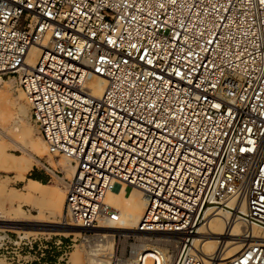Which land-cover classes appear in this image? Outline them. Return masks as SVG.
I'll return each instance as SVG.
<instances>
[{
  "label": "built area",
  "instance_id": "1",
  "mask_svg": "<svg viewBox=\"0 0 264 264\" xmlns=\"http://www.w3.org/2000/svg\"><path fill=\"white\" fill-rule=\"evenodd\" d=\"M7 77L49 152L76 166L73 226L96 236L111 189L142 191L114 264H169L141 245L158 235L177 242L173 264H264V0H0ZM222 211L246 243L205 257L200 228Z\"/></svg>",
  "mask_w": 264,
  "mask_h": 264
},
{
  "label": "bare ground",
  "instance_id": "2",
  "mask_svg": "<svg viewBox=\"0 0 264 264\" xmlns=\"http://www.w3.org/2000/svg\"><path fill=\"white\" fill-rule=\"evenodd\" d=\"M39 53L40 49L37 46H33L27 58L28 63L35 64ZM91 84L94 90V94L96 96H100L105 84L104 79L96 77L91 82ZM4 86L10 87L11 82L6 81ZM9 94V90L0 89V126L6 129L0 131V134H2L0 137V167L8 171H17V175L23 177L25 175V169L32 167V165L35 163L42 162L38 158V155L46 153L48 156H54L61 161V163L63 164L62 171L66 172L67 175H69L68 177L71 179L74 176L76 166L71 162L70 158L64 155L55 156L51 154L40 133H38L39 135H35L32 129L23 128L20 129L19 132L14 133L17 136L15 137V139L11 137L13 135L9 134V123L4 122V115L9 111L7 107L9 105ZM18 106L21 113H24L25 115L29 113V105L27 101L25 104L18 103ZM35 129L37 130L36 127ZM1 140H10L9 142L13 141L17 147L23 150L25 156H18L14 154L7 155L4 150L5 146ZM53 173L58 176V174L54 171ZM66 181L67 180L63 181L65 182L64 190L62 186L48 185L40 180L31 179L24 193L21 192V194L15 189H12L10 195L8 196H10L9 198L14 201L27 200L30 197L40 202L44 201L56 218L57 214L63 215L64 212L63 210L66 199ZM130 187L133 188V190ZM134 190H137L141 194V199H138V197L134 193ZM105 203L109 207H111L112 214L102 219L101 222L102 224L104 223L106 225H112L105 227L106 225L100 224L99 229H97V236L98 238H100L98 239V241L105 242L96 244V246H99L98 248L88 247L90 248L91 253H93L92 259L88 257L87 253H83V255L80 251L76 252L72 259L73 264H110V261L107 258L106 260L105 257L103 258L102 255L106 256V250H109V248L112 247L115 236L118 234L122 235L123 232V234L135 233V228L138 225L145 209V198L142 191L135 186H129L125 184L118 185L107 193ZM122 205H125L124 209H122ZM16 212L18 216H23L24 214L23 212H20L18 210H16ZM65 216V220L61 222L57 221L55 223L51 222L47 224L40 223L30 227L35 228V230L46 229L49 231H59L71 228H74L75 230L82 229L78 226H71L72 223L70 222V216L67 214ZM22 221L23 220H20V222H13L12 224L25 226ZM200 232L202 233V235H200L199 239L196 240V245L205 257L217 256L224 259L229 258L237 254L246 243V239L240 237V234L242 232L240 224L229 222V213L227 211H222L217 215L210 216L206 225L200 228ZM252 233L255 236H264V228L254 226L252 228ZM128 235L125 234V236ZM156 237L157 238L150 237L146 239V241L141 245L145 247L146 251H148V256L153 257L152 259H154L155 261L157 260V262L160 263L163 256L169 262V264H173L179 252L177 248V242L173 239L166 238L160 235ZM104 238L107 239L104 240ZM167 246L169 248H167Z\"/></svg>",
  "mask_w": 264,
  "mask_h": 264
},
{
  "label": "rangeland",
  "instance_id": "3",
  "mask_svg": "<svg viewBox=\"0 0 264 264\" xmlns=\"http://www.w3.org/2000/svg\"><path fill=\"white\" fill-rule=\"evenodd\" d=\"M6 81L11 82L10 87L4 86ZM0 89L10 91L9 105L7 104L9 111L4 115V122L9 123L8 131L10 135H13L11 137L15 139L17 136L14 133L23 128H30L35 135H39L35 129L36 126L30 121L29 113L25 115L19 110L18 103L25 104L26 101L17 92L15 78H4L3 81H0ZM4 129L0 126V131ZM1 141L5 146L4 150L7 155L25 156L23 150L17 147L13 141ZM38 158L42 162L35 163L32 167L25 169L23 177L18 176L17 171H8L0 167V264H73L72 259L78 251L82 254L87 253L88 257L92 259L93 253H91L90 248H98L99 246L96 244L105 242L98 241L100 238L97 235L90 237L89 232L86 233L82 229L75 230L74 228L49 231L46 229L35 230V228L30 227L40 223L64 221L66 218L65 209L63 210L64 217L57 214L55 218L44 201L40 202L32 197L20 201L9 198L8 195L12 189L24 193L31 179L41 180L48 185L56 183L54 186H62L65 190V182L63 181L70 178L66 172L62 171L63 164L61 161L54 156H48L46 153L38 155ZM131 189L133 190V188ZM134 193L138 199H141V194L137 190H134ZM124 208L125 205H122V209ZM16 210L23 212V216H18ZM20 220H23L25 226L12 224L13 222H20ZM102 225L106 224L103 223ZM110 225L112 224H107L105 227ZM123 233L115 236L112 247L106 250V256L102 255L103 258L105 257L110 261V264H114L117 258H125L129 255V245L133 241L127 239L125 234L133 235V233ZM106 239L104 238V240Z\"/></svg>",
  "mask_w": 264,
  "mask_h": 264
},
{
  "label": "trees",
  "instance_id": "4",
  "mask_svg": "<svg viewBox=\"0 0 264 264\" xmlns=\"http://www.w3.org/2000/svg\"><path fill=\"white\" fill-rule=\"evenodd\" d=\"M41 181V180H40ZM43 182V181H42ZM44 183V182H43ZM56 183H53V184H51V185H55Z\"/></svg>",
  "mask_w": 264,
  "mask_h": 264
}]
</instances>
